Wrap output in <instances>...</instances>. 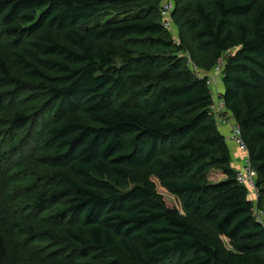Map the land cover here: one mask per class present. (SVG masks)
<instances>
[{"label": "trees", "instance_id": "1", "mask_svg": "<svg viewBox=\"0 0 264 264\" xmlns=\"http://www.w3.org/2000/svg\"><path fill=\"white\" fill-rule=\"evenodd\" d=\"M161 1L0 0V183L19 179L25 158L9 159L32 136L31 152L40 149L58 184L29 187L27 210L63 205L39 228L24 212L8 222L26 240L72 251H40V264H264V224L236 180L237 149L212 112L213 86L184 57L160 52L175 46ZM188 1L183 14L207 68L234 49L222 97L241 126L264 210V0ZM111 42H121V65L120 51L103 44ZM23 92L47 98L37 132L41 115L16 105ZM213 169L223 179L211 182ZM20 258L0 232V264Z\"/></svg>", "mask_w": 264, "mask_h": 264}, {"label": "rangeland", "instance_id": "2", "mask_svg": "<svg viewBox=\"0 0 264 264\" xmlns=\"http://www.w3.org/2000/svg\"><path fill=\"white\" fill-rule=\"evenodd\" d=\"M174 1V9L172 11V18L173 23L172 26L167 29V33L173 38V41L175 43V46L171 49L162 50L160 51L164 55L169 54H176L178 56L184 57L190 67L198 74H207L209 76H214L213 70L214 67L208 69L207 65L210 61V57L200 51L197 48V42L193 38V32L189 28L188 20H189V12L184 13V10L188 4V0H173ZM162 2V1H161ZM110 18V16H104L100 17L98 20H94L90 22L89 24H95L97 22L106 21ZM107 48L114 51H120V54L116 57V64L121 65L125 59V57L122 55V46L121 42H111V43H103ZM130 48V47H129ZM137 51L141 52H154L148 51L144 48H135ZM234 52V49L230 50L229 52L225 53L222 60L225 61V59L228 57L230 53ZM220 60V61H222ZM223 76L220 74L218 77H216V82L213 86V91L218 92L220 90L221 83L223 82ZM215 94V93H213ZM221 96V91L218 94ZM217 96L214 95V104L216 102L218 103ZM47 98L43 96H35L33 93H27L23 92L22 96L17 100L16 105H19L20 108H24L27 110L28 113H32L37 116L41 115V118L37 120L35 127L32 128V132H37L42 128V124L44 123V112L43 108L47 106ZM118 103H125L123 98L118 99ZM43 111V112H42ZM41 113V114H40ZM92 124V123H91ZM33 140V137L30 138ZM30 139L26 143L30 146L24 148V146H20L18 149H16L13 152L12 157H10V161H18L20 158L24 159V162L22 160V167L24 169L20 170L21 174L19 175V179L17 176H12L9 178V181H5L4 184L0 183V226L1 224L5 223L2 229H0V232L6 236L8 240L9 245V254L12 256H15L16 254L20 255V263L21 264H40L39 258L35 257L34 255H38L40 251L43 252V255L48 254H56V256L61 257H68L71 255L72 251H70L69 247L66 245H63L61 242H58L56 240H49L46 238L40 239L39 237L31 238L29 240H26L25 237H28L27 235H19L17 231L10 225L8 222L9 219L12 217L20 219V215L23 213L24 215H28L31 217L29 220H31L35 227L39 228L40 225H44L46 220H44L45 216L51 215L58 209L62 208V203L59 201L56 202H50L45 205L41 209L35 210L31 208L30 210H27V207H31L29 202H32L29 199V187H34L35 189L38 188L41 185L48 184L49 186L57 185L58 182H54V180L48 179V171L50 170V162L47 163L45 159L40 158L42 157V152L36 153L31 152L30 147L32 146L30 144ZM33 147V146H32ZM35 153V159L32 160L31 156H34ZM49 165V166H48ZM55 165V164H54ZM2 169V168H0ZM4 170V169H2ZM17 168L14 170L16 172ZM23 171H26L25 173ZM2 172V171H0ZM6 172V171H4ZM28 174V176H27ZM224 175L220 170H211V172L208 175V178L211 182H218L221 179H223ZM21 179H24L21 180ZM54 183V184H53ZM22 187L27 188L24 190ZM12 193V195H11ZM27 193V194H26ZM166 196L170 197V199L173 201L175 206L179 208V210L183 212L182 210V204L180 202V199L173 194L170 193H164ZM27 195V197H25ZM27 205V206H24ZM16 210V211H14ZM5 217H7L5 219ZM227 247H230V242L226 237H223ZM76 256H78L76 254ZM79 258V257H78ZM80 259V258H79ZM158 264H176V261L174 259H168L163 260L159 262Z\"/></svg>", "mask_w": 264, "mask_h": 264}, {"label": "built area", "instance_id": "3", "mask_svg": "<svg viewBox=\"0 0 264 264\" xmlns=\"http://www.w3.org/2000/svg\"><path fill=\"white\" fill-rule=\"evenodd\" d=\"M174 9V1L173 0H162L161 2V15L163 18V26L165 29H169L172 26L173 18L172 11ZM225 61H219L217 65H215L213 74L214 76H209L205 74H198L201 78L207 77L209 82L214 86L216 82V77L220 74L223 75ZM215 96L218 98V103L212 105V112L215 115L219 126L222 129L227 128V135L229 141L232 145L243 155V161L240 167L237 169L236 180L246 186L250 192V196L252 201L254 202L255 208L254 212L257 219L264 224V210L261 209L258 205L260 199V188L257 184V172L251 164L249 158V151L246 142L242 137V129L241 126L237 123L235 118L233 117L232 112L227 108L226 102L223 99L222 95L219 96L218 92H214ZM222 94V93H221Z\"/></svg>", "mask_w": 264, "mask_h": 264}, {"label": "crops", "instance_id": "4", "mask_svg": "<svg viewBox=\"0 0 264 264\" xmlns=\"http://www.w3.org/2000/svg\"><path fill=\"white\" fill-rule=\"evenodd\" d=\"M219 86H220L219 87L220 88L219 92L221 91V93H222L224 91V89H225V85L222 82L221 85H219ZM223 130L225 131V133H227V128H225ZM242 161H243L242 153H240L238 150H236L235 155H234V162H235V165H236L237 168L241 166Z\"/></svg>", "mask_w": 264, "mask_h": 264}]
</instances>
